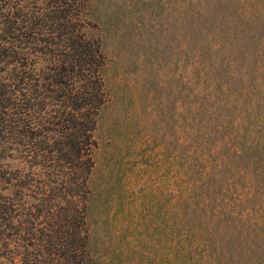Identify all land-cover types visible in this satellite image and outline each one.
<instances>
[{
    "label": "trees",
    "instance_id": "obj_1",
    "mask_svg": "<svg viewBox=\"0 0 264 264\" xmlns=\"http://www.w3.org/2000/svg\"><path fill=\"white\" fill-rule=\"evenodd\" d=\"M95 2L0 0V264H101L89 221L107 101ZM191 4L195 175L180 247L193 264H217L218 233L241 232L225 176H245L252 210L259 197L264 207V0Z\"/></svg>",
    "mask_w": 264,
    "mask_h": 264
},
{
    "label": "rangeland",
    "instance_id": "obj_2",
    "mask_svg": "<svg viewBox=\"0 0 264 264\" xmlns=\"http://www.w3.org/2000/svg\"><path fill=\"white\" fill-rule=\"evenodd\" d=\"M94 15L107 101L90 180L91 247L101 264H193L180 247L187 179L195 175L191 0H96ZM225 181V199L242 213L241 232L229 225L218 233L225 251L215 261L264 264L263 199L252 210L246 177L227 174Z\"/></svg>",
    "mask_w": 264,
    "mask_h": 264
}]
</instances>
